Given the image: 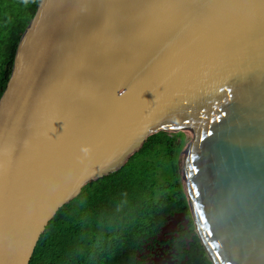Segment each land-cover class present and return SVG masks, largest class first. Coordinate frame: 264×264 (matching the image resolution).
Returning a JSON list of instances; mask_svg holds the SVG:
<instances>
[{
  "label": "water",
  "instance_id": "obj_1",
  "mask_svg": "<svg viewBox=\"0 0 264 264\" xmlns=\"http://www.w3.org/2000/svg\"><path fill=\"white\" fill-rule=\"evenodd\" d=\"M162 130L213 264H264V0H40L0 98V264Z\"/></svg>",
  "mask_w": 264,
  "mask_h": 264
},
{
  "label": "trees",
  "instance_id": "obj_2",
  "mask_svg": "<svg viewBox=\"0 0 264 264\" xmlns=\"http://www.w3.org/2000/svg\"><path fill=\"white\" fill-rule=\"evenodd\" d=\"M39 3L0 0V98ZM181 138L183 132L159 131L123 168L87 184L49 222L30 264H141L137 256L167 218L190 215L177 164ZM186 238L191 240L190 249L183 244L188 264H213L193 221Z\"/></svg>",
  "mask_w": 264,
  "mask_h": 264
},
{
  "label": "flooded vegetation",
  "instance_id": "obj_3",
  "mask_svg": "<svg viewBox=\"0 0 264 264\" xmlns=\"http://www.w3.org/2000/svg\"><path fill=\"white\" fill-rule=\"evenodd\" d=\"M192 221L191 215L183 217L182 213L168 217L156 236L146 241L145 252L140 253L137 260L141 264H188L190 258L183 244L186 242L190 249L191 240H186V235L191 230ZM194 226L198 234L195 222Z\"/></svg>",
  "mask_w": 264,
  "mask_h": 264
},
{
  "label": "rangeland",
  "instance_id": "obj_4",
  "mask_svg": "<svg viewBox=\"0 0 264 264\" xmlns=\"http://www.w3.org/2000/svg\"><path fill=\"white\" fill-rule=\"evenodd\" d=\"M168 131H173V132H175L174 130H168ZM178 147H179V143H178V146H177V154H178ZM179 157V156H178Z\"/></svg>",
  "mask_w": 264,
  "mask_h": 264
}]
</instances>
